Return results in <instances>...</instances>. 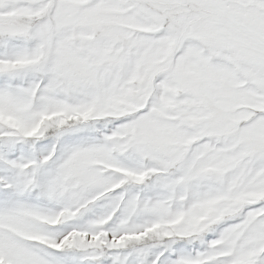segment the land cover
<instances>
[{
    "label": "snow or ice",
    "instance_id": "1",
    "mask_svg": "<svg viewBox=\"0 0 264 264\" xmlns=\"http://www.w3.org/2000/svg\"><path fill=\"white\" fill-rule=\"evenodd\" d=\"M0 264H264V0H0Z\"/></svg>",
    "mask_w": 264,
    "mask_h": 264
}]
</instances>
